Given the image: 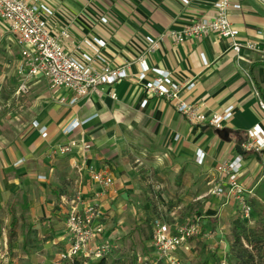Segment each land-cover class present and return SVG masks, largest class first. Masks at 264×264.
<instances>
[{
    "label": "crops",
    "instance_id": "0c3cea01",
    "mask_svg": "<svg viewBox=\"0 0 264 264\" xmlns=\"http://www.w3.org/2000/svg\"><path fill=\"white\" fill-rule=\"evenodd\" d=\"M216 1L40 0L54 11L48 18L51 29L54 32L68 30L70 39L65 43L70 51L77 53L80 46L86 49L82 45L86 39H105L107 47L102 56L113 67L130 63V76L79 98L75 104L69 103L73 98L70 90L48 89L45 81L40 80L45 78H21L18 75V82L13 79L14 87H8L15 91L13 108L7 113L10 124L5 126L4 141H0V264L12 252L26 251L24 235L32 229L53 230L65 248L69 245L67 230L63 231L58 222L62 208L57 205L70 207V204L57 187L67 180L74 185L78 175L74 162H81L85 155L88 162L98 168L108 162L115 166L114 185L102 199L104 231L97 241L117 238L120 232L112 227V222L118 220L125 225L128 221L124 213L127 200L121 193L126 195L130 182L126 165L118 160L130 147L145 149L154 156L168 153L158 162L157 169L180 163L188 169L195 166L198 177L202 171H208V177H201L198 188L208 180L209 190L216 167L241 155L239 181L250 191L253 221L243 222L245 226L240 224L236 220L234 201L210 191L201 195L209 197L201 203V209L207 211L208 217L203 214L198 219L207 217L205 221L218 224L222 235L232 232L234 236H240L245 245L261 238V232L264 235V224L258 220L264 217V149L237 150V146L248 139L250 128L260 125L264 130V109L259 104L260 99H264L255 85L259 82L264 89V34H258V31H264V0H234L241 8L229 11L232 22L240 30V38L256 42L260 52L243 50L239 56L231 49L230 39L213 33L183 43L171 38L160 39L170 29H182L203 17L213 16ZM102 18H107V22ZM0 32L13 35L1 17ZM148 36L158 40L153 51H149ZM201 53L207 59L206 66ZM141 57L151 67L144 82L159 77L161 71L170 72L179 83H193L189 90H183V98L199 105L205 112H222L233 106V116L224 123V128L231 130V141L215 134L216 128L188 122L173 102L155 93L148 94L143 88L144 82L138 79L141 72L138 59ZM24 82L28 87L22 92ZM4 117L0 120V129L2 125L4 127ZM76 119L81 124L71 133H65L64 129ZM42 130L48 133L46 137ZM81 138L92 143L93 151L85 152L76 147L65 160L49 159L54 148ZM198 154L201 164H194ZM84 185L87 196L93 197L96 185L88 173L84 174ZM15 210L21 214L20 228L24 233L11 238L9 233L11 236L15 233L18 222ZM42 218H54L58 225H47V220L42 221ZM247 228L254 230L246 238L243 232ZM237 256L241 261L258 259L251 253H237Z\"/></svg>",
    "mask_w": 264,
    "mask_h": 264
},
{
    "label": "built area",
    "instance_id": "2783aa9c",
    "mask_svg": "<svg viewBox=\"0 0 264 264\" xmlns=\"http://www.w3.org/2000/svg\"><path fill=\"white\" fill-rule=\"evenodd\" d=\"M183 1L188 3V0ZM214 8L213 16L203 17L182 29H170L164 32L160 39L171 38L183 43L213 33L218 37L230 39L231 49L239 56L243 50L260 52L256 42L240 38V30L230 18L231 8H241L239 2L217 0ZM53 13V9L40 0H0V17L7 22L20 47L21 60L18 64V73L22 77L45 78L52 90L67 88L73 93L69 103L75 104L79 98L88 96L94 91L104 90L106 86L130 76L128 72L130 63L113 67L102 56L103 49L107 47L105 39L100 37L86 39L82 42L86 49L83 50L80 46L77 53L70 51L65 43L70 39L68 30L64 28L54 32L51 29L48 18ZM102 21L107 22V18H102ZM258 34L262 35L264 31H258ZM147 40L150 43L149 51H153L158 45V40L151 36H148ZM201 59L205 66L208 65L203 53ZM138 63L141 67L138 79L144 82L151 67L144 57L139 58ZM159 74V77L144 82L143 88L148 94L155 93L173 102L176 110L191 124H206L221 129L233 116V106L222 112L208 113L199 105L189 103L183 98L182 92L189 90L193 83H179L173 79L170 72L161 71ZM110 95L116 97L115 93L110 92ZM259 104L264 109V100L260 99ZM80 124V120H73L64 132L69 134ZM42 135L46 137L48 133L42 130ZM247 137L242 145L245 150L264 149V130L260 125L250 128ZM76 147L88 152L91 145L84 140L72 139L66 145L57 148L64 154L72 152ZM242 159V156L238 155L233 161L223 162L217 166L214 178L209 182L210 192L227 200H233L244 220L252 222L253 207L248 196L250 191L239 181ZM74 167L78 173L75 179L76 189L66 220L69 245L59 253L55 264H62L75 258L99 259L112 250L109 242L97 241L104 231V224L101 221L102 199L114 185L112 169L108 165L96 167L95 164L88 162L87 155L81 162L75 161ZM85 173L89 174L96 185L93 197L86 195ZM200 231V219L181 224L176 220L168 222L164 218L156 219L153 224L152 242L160 260L179 264L174 253L180 248L189 250L191 240L196 238ZM222 264L227 263L222 262Z\"/></svg>",
    "mask_w": 264,
    "mask_h": 264
},
{
    "label": "rangeland",
    "instance_id": "374dc122",
    "mask_svg": "<svg viewBox=\"0 0 264 264\" xmlns=\"http://www.w3.org/2000/svg\"><path fill=\"white\" fill-rule=\"evenodd\" d=\"M19 55L20 47L16 38L10 32H0V120H2V116H5L3 119L4 127L2 125L0 129V141H4L2 138L6 137L7 132V127L5 126H9L10 124L8 122L10 118L7 113L11 111L14 104L15 91L11 90L14 87L13 79L18 82L19 76L21 77L18 73V64L21 60ZM40 80L45 81L49 89L47 81L45 79ZM27 85L25 82L22 84V92L23 90L27 91ZM8 87H11V89L8 90ZM8 130L11 129L8 127ZM8 132L11 133L10 131ZM80 140L84 139L81 138ZM86 142L91 145L90 150L93 151L92 143L89 141ZM70 153L63 154L56 147L51 152L52 155L51 157L49 156V159L54 160L59 158V160H65L64 158ZM167 155L168 153L154 156L145 149L140 150L137 147H130L126 154L121 157V160H118L126 165H124L126 167V175L130 178V182L127 184L128 191H126V195L124 196V193H121L125 200H127L124 213L127 215L128 221H126L125 225H123V222H118V220L112 222V227H115L120 233L116 235L118 236L117 238L113 236L107 239V242L112 245L111 253L105 256L108 264L114 262L117 264H171L167 260H160L153 245V224L156 219L164 218L168 222L176 220L181 224L198 219L200 218L199 215H208L207 211L204 212L201 209V203L205 198H209L201 196L210 191L209 185L206 184L208 180L199 188L198 182L202 179L201 177H208L209 172L202 171L198 177L199 174H197L195 166L188 169L185 168L184 164L180 163H177V166L167 165L163 169H157L158 162L166 158ZM199 156V154L196 155V159L193 161L194 164H201V158ZM107 165L112 169L116 177L113 170L115 167H113L114 164L112 165L108 162ZM57 188L61 189L62 194L67 197L66 199L71 204L76 189L75 182L74 185L73 183L70 185L68 180L63 181L62 185ZM57 206L60 209L62 208L58 222L62 226L63 231L67 230L65 223L71 209L67 205ZM16 217L18 222L15 226V233L12 236L9 233L11 238H16L19 234L23 235L24 233H22L20 228V220H22L21 214L17 213ZM207 217L200 219L201 231L196 238L191 240L190 249L180 248L177 250L178 252L176 251L174 253L177 263L222 264V262H226L227 264H264V235L262 232L259 236L261 238L256 242L245 245L242 240L240 241L241 237L234 236L232 232H227L223 236L220 233L218 224L205 221L208 219ZM53 219L42 218V221H50L45 222L47 225H58ZM236 220L243 226H245L243 222H247L238 209ZM258 220H261V223L264 224V217H260ZM252 230L254 228L245 229L244 232L242 231L245 233L243 236L247 238L252 233ZM8 231L10 230L8 229ZM24 236L26 238L24 237L23 242L27 241L25 246L26 251L23 252L21 249L20 254L12 252L10 257L6 256L3 264H55L58 254L65 249L64 243L57 239L58 237L54 234L53 230L45 232L32 229ZM35 239L37 240L35 241ZM231 242H233L232 245ZM225 243H227V246ZM237 253L245 255L249 253L251 255L256 254L258 259L241 261ZM18 255H22V257Z\"/></svg>",
    "mask_w": 264,
    "mask_h": 264
},
{
    "label": "trees",
    "instance_id": "16d2710c",
    "mask_svg": "<svg viewBox=\"0 0 264 264\" xmlns=\"http://www.w3.org/2000/svg\"><path fill=\"white\" fill-rule=\"evenodd\" d=\"M256 85V89L259 91L261 97L264 99V89L262 88V86L259 84V82H255ZM62 264H108L106 261V257H102L97 261H90L88 259H78L75 258L74 260H72L71 262H64ZM111 264H117V263H111Z\"/></svg>",
    "mask_w": 264,
    "mask_h": 264
},
{
    "label": "water",
    "instance_id": "95a60500",
    "mask_svg": "<svg viewBox=\"0 0 264 264\" xmlns=\"http://www.w3.org/2000/svg\"><path fill=\"white\" fill-rule=\"evenodd\" d=\"M215 134H217L221 139H223V140H225L227 142L231 141V137H230L231 130L228 129V128L216 129L215 130ZM237 150L239 152H242L243 151L242 145L239 144L237 146Z\"/></svg>",
    "mask_w": 264,
    "mask_h": 264
},
{
    "label": "clouds",
    "instance_id": "9594fccd",
    "mask_svg": "<svg viewBox=\"0 0 264 264\" xmlns=\"http://www.w3.org/2000/svg\"><path fill=\"white\" fill-rule=\"evenodd\" d=\"M257 130H259V126H257Z\"/></svg>",
    "mask_w": 264,
    "mask_h": 264
}]
</instances>
